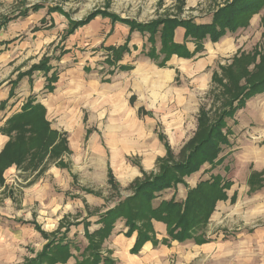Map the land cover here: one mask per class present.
<instances>
[{"label":"rangeland","instance_id":"rangeland-1","mask_svg":"<svg viewBox=\"0 0 264 264\" xmlns=\"http://www.w3.org/2000/svg\"><path fill=\"white\" fill-rule=\"evenodd\" d=\"M229 1L231 0H0V31L3 30L6 38L15 39L10 43V53L26 50L31 54L30 61L43 56L44 61L55 65L64 75L65 83L70 79L76 82V87L72 89L75 95L72 98L66 97L60 104L52 101L55 95L50 96L45 91L40 94L41 100L49 107V102L52 101V123L54 127L67 132V142L63 141L64 138L57 137L55 140L50 134H35L32 139L18 143L27 152V157L21 162V169L8 175L5 187L0 188V222L16 218L28 221L34 219L43 228L52 231L58 228L62 220L59 227L66 225L70 229L73 252L84 251L87 242L82 234V225L80 227L77 220L84 217L96 220L92 215L104 212L114 207L117 201L129 197L133 193L131 184L137 179H143L144 172L149 175L158 172L159 160L150 161V158L154 160V157L159 156L151 153L155 147H158L157 151L164 150L158 133L166 134L175 158L179 159L181 148L198 130L201 112L209 114L210 122L216 120L246 86L245 82L251 83L252 78H245L246 69L239 68L242 64L236 63L243 60V55L258 56L256 62L260 55H264V28L260 23L262 14H256L248 28H240L234 34L228 33L217 43L205 40L204 50L193 58L174 59L171 65L173 79L162 83V70L157 71L155 66L163 57L152 60L145 56L152 46L144 43L146 39L141 35L135 34L131 45L136 44L139 50H133L130 56L125 55L126 52L122 53L125 55L123 64H132L135 70L126 74L129 75L130 82L126 84L125 95L121 98V94L112 95L117 93L114 88L117 78L110 77L109 74L117 68L115 65L119 63L118 56H114L112 62L106 64L107 49L101 45L107 38L105 45H118L116 24L112 25L109 20L99 17L92 25L81 28L67 38V31L73 28V24L87 18L96 9L142 23L168 17L208 23L211 22L213 13ZM37 4L50 8L60 7L69 16L64 17L58 13L53 16L45 9L46 11L40 10L27 18H20L18 14L23 7ZM34 27L41 29V48L34 47L36 42L31 40ZM111 27L113 32L109 35ZM144 44L147 46L142 52ZM161 47L158 43L157 51ZM187 48L194 52L196 45L189 42ZM64 49L71 52L59 62L56 58L62 56ZM111 52L113 50H108L107 53ZM143 64L149 65L155 73L145 76L139 72V67ZM246 64L249 70H254ZM24 65L14 72L21 70ZM84 67H88L89 71L85 72ZM108 80L111 85L106 83ZM60 90L64 94L70 92L62 87ZM132 95L136 96L134 105L129 102ZM75 109L77 112H71ZM242 110L239 109L233 117L225 119L224 133L230 144L219 155L220 159H224L223 162L215 168L209 163L203 165L199 173L184 179L187 189L183 184H178L172 190H167L164 193L167 199L179 189L177 199L181 201L189 190L210 179L233 180L235 184L231 192L246 189L243 180L250 172L249 157L256 159L257 156L254 155L255 152H246L244 149L249 145L254 146L256 151L264 147L261 144L264 128L259 125L257 127L252 122L250 127L253 129L250 130L249 125L243 123L245 114ZM84 118L87 119L86 124ZM72 120L78 125L76 129L79 136L75 142L71 140L74 136L73 129L65 126ZM3 121L1 114L0 123ZM86 128L94 132L88 141H85ZM41 141L54 143L45 151L38 148ZM57 141L61 146L59 153L54 154ZM116 152L122 155L114 157ZM28 155L32 156L27 162ZM108 163L113 166L114 175L120 184L115 189L108 182ZM47 169L48 172H45ZM248 198H244V205L249 203ZM249 205L250 208L244 207V215L248 221L252 224L264 222V201L259 198L254 206ZM122 220L118 219L114 228L123 224ZM239 224L242 225L240 222ZM85 225L88 230L97 228L93 221H87ZM236 228L237 226L232 232L226 230V237L223 238L233 261L220 264H243L240 240L244 237L239 236L240 232ZM32 245L29 250L37 246L34 242ZM248 251L255 252V248L245 249V253ZM254 262L257 264V261Z\"/></svg>","mask_w":264,"mask_h":264},{"label":"crops","instance_id":"crops-1","mask_svg":"<svg viewBox=\"0 0 264 264\" xmlns=\"http://www.w3.org/2000/svg\"><path fill=\"white\" fill-rule=\"evenodd\" d=\"M33 6L34 5L23 7L21 9V13L18 14L20 15V18L21 19L25 17L27 18L29 15L34 14L35 12L30 10V8ZM45 9L48 12L50 7H45L41 10H45ZM261 11L257 13V15L262 14L260 20V23L262 24V20L264 18V8ZM56 13L60 14L59 12L53 10L51 11L50 14L54 16V14ZM99 17L104 20H109L112 25L116 24V30H117L118 45H112V44L111 46L105 45L108 38L101 43V45H103V47L107 49L106 57H105L106 64L111 63L112 58L115 56L114 52L107 53L108 50H110L111 48L118 49L120 47L125 46V43L128 42L129 51L126 52L125 55L130 56L133 50L134 51L139 50L136 44H133V46L131 45L133 38H135L134 36L135 34L136 36L141 35L142 38L146 39V42L144 43L146 44L148 43L147 36L143 35L140 31L133 32L129 25L122 24L118 21L113 22L111 19L103 18L101 16H98L97 18H95V20H97ZM119 17L123 20L124 19L134 20L125 17L123 18L121 16ZM95 20L87 25L82 26L81 28H85L87 26L92 25L95 22ZM138 23H142V22H138ZM81 28H78L75 33H77L78 30H81ZM112 29L113 28L111 27L109 31V35L113 32ZM31 32L33 33L31 36V40L36 42L34 47L41 48V44H43L41 29L34 27ZM69 32L70 30L67 31V38L75 34V33L69 34ZM185 32L186 30L184 28H178L175 31V37H174L175 43L180 45H183L185 43L184 42ZM13 41H15V39L6 38L3 30L0 31V84H1L0 115L2 114V116L4 117L3 123L2 124L0 123L1 124L0 125V188L5 187L7 183L6 177L8 175H12L13 173H15V171L21 169L20 168L21 165L18 163L17 158L14 155L12 156V154L10 153L7 156H4L5 155L4 152L6 151L7 146L10 145L12 141H16L17 138V132H16L17 130L10 123L11 118L21 114L24 110L25 103L28 100L32 99L34 100V105H38V106L41 105L44 108L45 119L49 122L50 129L54 132L56 131L57 133H59V138H64L67 132H65V130H60V128L56 126L54 127L52 123L51 118L53 115V111H52L51 103L52 101H54L55 104H60L61 102H64V100H66V97L71 96L72 98L73 95H75L74 90L72 89L76 87V85H74L76 82L73 79L72 80L70 79L68 82L65 83L64 82L65 80L63 78L64 75L61 72H59V69L55 65H52L51 63H48V66L51 67V72L49 74H45L43 70L31 72L33 67L39 66L41 63L44 62L43 56L39 57L36 61H30L31 54H28L26 50L24 52H20L16 54L10 53L9 46L10 43H12ZM157 43L160 42L158 41ZM146 44L143 45L142 52H144L145 50L144 48L147 46ZM27 45L30 44L28 43ZM70 52L71 50L64 49L62 52V56L56 58L57 61L62 62V59L65 56H67V54H69ZM125 55H123L121 57V60H119V63L115 65L117 66V68H114V70L111 71V73H109L111 74L110 77L117 78V82H116L117 84L114 85V88L117 90L115 92L117 93H114L112 95L121 94V98L125 95L126 84L130 82L128 81L129 75L126 74H128L129 72H133L135 70V66H133L132 64H128V63L123 64V62L125 61ZM145 56H147V53L145 54ZM261 56L262 55H260L257 63L260 61ZM21 57L22 59H20ZM174 59L178 60L183 58L172 56V58L169 60V62L166 64L165 67H160L158 64H156L155 67L157 71L162 70V75H163L162 79H164L162 83L166 81L168 82L172 81L174 74L172 72L171 65ZM22 65H24V67L21 68V70L14 72L18 67ZM83 69L85 72L89 71L88 67H84ZM138 71L144 74L145 76H149L151 73H155L151 69V67L147 64L140 65ZM53 73L57 75V78L51 86L52 91H50L48 89V85H49L48 78L52 77ZM123 80L125 81V83L122 84ZM106 83L111 85L109 80L106 81ZM60 87L67 90L69 89L70 91L69 94H64V92H61ZM43 91L47 92V94L50 96L54 97L55 95V99L52 100L51 103L49 102L50 107L46 105V103L43 100H41L40 94H42ZM135 100H136V96L132 95L129 99L130 104L134 105ZM141 109L142 107L139 109L138 114H140ZM242 111H243L242 113L245 114L243 116V123L249 125L250 127L251 123L255 122V124H257V127L259 125L261 128H264V93L259 94L256 97L250 99L246 103V106L243 108ZM71 112H77V109H75L74 111L71 110ZM86 122L87 119L84 118V123L86 124ZM65 126L69 129L70 128L73 129L74 136L71 140L75 142V140L78 139L79 136V133L76 129L78 128V125L76 124L75 120L69 121L68 123H66ZM249 129L251 130L253 128L250 127ZM85 132H86L85 141H88L94 132L90 128H86ZM160 136L165 137L167 143L169 144L171 150L174 153L172 145L167 140L166 134L164 135L162 132L161 134L158 133L159 139ZM160 141L164 144V142L161 139ZM56 144L57 145L59 144L58 141ZM261 144L262 146H264V138L262 139ZM185 146L186 144L181 148L180 152L183 150ZM241 148L244 149L243 147ZM237 149L240 148L238 147ZM157 150L158 147H155V149L151 153H154L152 155L159 154L158 158L154 157V160L150 158V161H157V159L159 160L160 158H164L167 155V148L165 144H164V150L162 151L160 150L157 151ZM247 150L251 152H255L254 155L257 157L256 159L253 156L249 157L250 172L245 175V179L243 180L244 185H246V189L242 190V192H238L237 190L231 192L235 184V182L232 180V187L229 191H227V199L220 200L217 203L216 209L213 212L212 216L210 217L206 228L203 229L206 232L203 230L195 229L196 233H194L191 239L183 242L179 240L173 241L169 237V231L166 224H164L163 222L154 221L153 222V230L155 232L154 238L146 242L144 247L136 251L134 245L138 236V232L135 231L132 236L131 235L129 236L128 233L130 232H129V228L127 227L126 221L121 219L123 221V224L121 223L120 225H116V227L111 232L112 233L111 236L107 238L102 244V250H100L99 252L101 259L102 260L109 259V261L112 262L113 264H204V262H207L209 264H220L224 261L225 262L229 261L232 263L233 258L231 252L228 251V245L225 244L223 238L226 237V230L227 232H232L235 226H237L236 229L240 232L239 236L242 235L244 237L243 239L240 240L241 246L243 248L241 254L243 264H255L254 261H257V264H264V222H262L261 224H257V223L252 224L251 221H248L247 216L245 217L244 215L245 212L244 207L247 206L250 208L251 206L249 204H253L254 206L259 201V198H261L264 201V147L259 148V150L256 151L254 146L249 145L247 146L246 149H244V151L246 152ZM119 155L122 154L116 152L114 157H118ZM31 156L32 155H28L27 162L30 160ZM243 156H245V154ZM245 159L246 156L243 158L244 165L246 162ZM48 170L49 169H47L45 172H48ZM109 170L114 175L113 166L110 163H108L107 165V175ZM253 174H259L261 176L259 182L250 185L249 180L251 179V176ZM114 176L116 178L117 187L118 186L120 187L116 175ZM183 187L187 189V187L185 186ZM175 191L173 192V195L177 193L176 200L179 201L177 199V196L180 193L179 189L178 192ZM164 193L160 198V200L168 201L173 198V195H171L170 198L167 199L166 197L167 195H165ZM187 195L188 194H186L184 199H182L179 202H183L186 199ZM246 196L249 197L247 199L249 200L248 201L249 203H246V205H244L245 203L244 198H246ZM127 198L128 196L126 198H122L121 200L117 201L114 207H111L110 209H107L104 212L92 215L96 217V220L94 219L92 220L88 217L80 218L77 220L79 226L81 227L82 225V232H83L82 234H84L87 242L84 251L73 252L72 250L73 247L71 245L70 246L71 251L66 253L63 252L57 253L58 258L52 255L56 253L48 251L50 259L49 261L45 260L44 264H50V262L55 259H58L59 261L55 262L54 264H83L82 263L83 260L87 259L89 256V254L86 253L88 252L86 251V249L89 244L86 234L87 231L89 233H93L99 230L100 228H102V225L99 224V221L101 220L100 219L101 215L107 212L108 210L114 209L116 205H118L121 201ZM61 221L59 222L58 228L52 231H48L47 229L43 228L41 223L34 219L28 221L27 219L16 218L15 220L13 219L11 221L0 222V264H26L30 260L33 261V264H41L40 257L45 252V246L49 243V240L58 239L59 237L66 235L67 238L66 242H71L70 229L68 233H66L67 231V228L65 227L66 225H62L61 227H59L61 225ZM87 221L88 222L93 221L94 225H96L97 228L94 230L86 229L85 224H87ZM239 222L242 223V225H240ZM73 223H75V221ZM204 239H206L203 242L204 244H197L196 242L197 240H204ZM33 242L37 246H35V249L33 248L32 250H29L30 247H33L32 245ZM250 247L251 249L255 248V252L248 251L245 253V249L247 250ZM33 250L35 251V253ZM87 254L88 256H86ZM102 264H105V262H103Z\"/></svg>","mask_w":264,"mask_h":264},{"label":"trees","instance_id":"trees-1","mask_svg":"<svg viewBox=\"0 0 264 264\" xmlns=\"http://www.w3.org/2000/svg\"><path fill=\"white\" fill-rule=\"evenodd\" d=\"M43 8H45V5L37 4L31 7L30 10L37 13V11ZM263 8L264 0H231L224 7L215 11L211 22L208 23H196L193 19L168 17L144 24L129 19L123 20L113 13L97 9L89 14L87 18L73 24V28L69 34H74L78 28L91 23L98 16L109 18L113 22L118 21L122 24H127L133 32L140 31L148 37L147 42L152 46V49L147 52L148 58L157 60L162 56L163 59L157 64L160 67H165L172 56L187 59L193 58L204 50V41L207 39L213 43H217L228 33L234 34L240 28H248L254 15L259 13ZM52 10L59 12L65 17L69 16L60 7H51L49 9L50 12ZM262 25H264V18ZM178 28L186 30L185 43L183 45L177 44L174 41L175 31ZM158 41L162 46L159 51H157ZM189 42H193L196 45L194 52L188 50L187 43ZM111 50L121 60L122 53L129 51V44L127 42L125 46L118 49L111 48L109 51ZM256 57L258 56L243 55V60L236 63V65L242 64L239 68L246 69L245 78H252L251 83L245 82L246 86L242 88V91L238 92L239 94L232 100V103L221 112V115L216 120L210 122L209 114L201 110L202 112L198 120V130L195 136L186 143V146L179 153V159L175 158L176 156L165 137L160 136V139L166 145L167 155L159 159L158 172L151 173L150 175L144 172V178L137 179L131 185L133 193L130 197L121 201L114 209L108 210L101 215L99 224L102 225V228L93 233L87 231L89 244L86 249L88 252L86 253H89V256L83 260V264H102L103 262L105 264H113L109 259L102 260L99 252L102 250L104 241L111 236V232L118 219H125L130 232L128 233L129 236H132L135 231L138 232L134 245L136 251L154 238V221L166 224L169 237L173 241L179 240L183 242L189 240L196 233L195 229L203 230L206 228L210 217L216 209L217 203L220 200L227 199V191L232 187V180L214 181L210 179L202 181L197 185V188L188 191V195L183 202L176 200L177 193L168 201L160 200V198L164 192L173 189L178 184L186 186L184 179L199 173L203 165L209 163L212 168H215L219 163L223 162L224 159H220L219 155L223 151V148L230 144L227 134L224 133L226 129L225 119L233 117L239 109H243L246 106V103L250 99L264 93V56H261L258 63L256 62ZM246 63L249 66H253L254 70H249L250 68ZM236 65L233 66L234 69ZM39 70H43L45 74H49L51 67L48 66V61H44L39 66L33 67L31 72ZM56 78L57 75L55 73H53L52 77L48 78V89L50 91H52L51 86ZM237 91L238 89L236 88ZM10 123L17 130V138L16 141H12L7 146L4 156L11 153L12 156L14 155L17 158L19 164H22L21 162L26 159L27 152L18 143L32 139L35 134L38 136L50 134L55 137V140L57 137L59 138V133L50 129V124L45 119L44 108L41 105H34V100L32 99L25 103L21 114L11 118ZM63 141L66 142V139ZM52 144L41 141L38 148L48 151ZM60 146L56 145L53 149L54 154L56 152L59 153L58 149ZM33 151L35 150L33 149ZM260 176L259 174H253L249 180L250 185L259 182ZM108 177L109 184L114 189L117 188L116 178L110 170ZM88 192L91 191L88 190ZM85 226L87 229V225ZM68 231L67 229L66 233ZM205 240H197L196 242L197 244H204ZM66 241V235L58 239L49 240V243L45 246V252L40 257L41 264H44L45 260L49 261L48 251L53 253L70 252V246L73 243ZM57 253L52 255L58 258ZM58 261V259L52 260L50 264ZM26 264H33V261L30 260Z\"/></svg>","mask_w":264,"mask_h":264}]
</instances>
